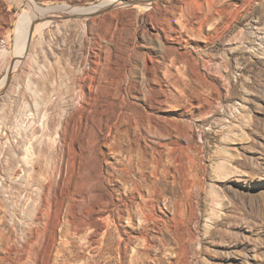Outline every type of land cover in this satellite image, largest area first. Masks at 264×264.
Masks as SVG:
<instances>
[{
    "label": "rangeland",
    "instance_id": "1",
    "mask_svg": "<svg viewBox=\"0 0 264 264\" xmlns=\"http://www.w3.org/2000/svg\"><path fill=\"white\" fill-rule=\"evenodd\" d=\"M29 1L0 0V264H264V0H32L11 69Z\"/></svg>",
    "mask_w": 264,
    "mask_h": 264
},
{
    "label": "bare ground",
    "instance_id": "2",
    "mask_svg": "<svg viewBox=\"0 0 264 264\" xmlns=\"http://www.w3.org/2000/svg\"><path fill=\"white\" fill-rule=\"evenodd\" d=\"M140 2H141L140 4H144V3L145 4H147V3L150 4L151 3V0H141ZM29 5H30L29 8H30L31 12H29V13L24 12L23 16L21 15V17L17 21L18 29H17V37H16V41H15V45H16L15 49H16V52H15L14 64L12 66H10V68L12 67L11 69L15 68V66L19 62H21L23 60V58L25 57L26 53L28 52L29 45H31L30 44L31 43L30 41L32 39V36L35 33V31L32 30L33 28L30 27L31 28V29L29 28L30 32H28L27 34L26 33L25 34H21L20 32H18L20 30L19 28H21L26 22L32 23V20L33 19L31 18V15H32L33 12L37 11V9L38 10H42L44 13H48V12H50V11L53 10V9H51L48 6L47 7H39L32 0L29 1ZM79 7L78 8H75L71 12L77 11V10H78V12H82V10H84V8H79ZM52 8H54V7H52ZM63 12L66 13V14H68V11L66 9ZM36 21L38 23L39 20H36ZM32 24H34V21H33ZM36 30H37V28H36Z\"/></svg>",
    "mask_w": 264,
    "mask_h": 264
},
{
    "label": "water",
    "instance_id": "3",
    "mask_svg": "<svg viewBox=\"0 0 264 264\" xmlns=\"http://www.w3.org/2000/svg\"><path fill=\"white\" fill-rule=\"evenodd\" d=\"M98 12H86V13H70V14H66L64 15L65 18H78V17H90L93 16L95 14H97ZM53 17L51 15H43L41 16L40 21H50L52 20Z\"/></svg>",
    "mask_w": 264,
    "mask_h": 264
}]
</instances>
